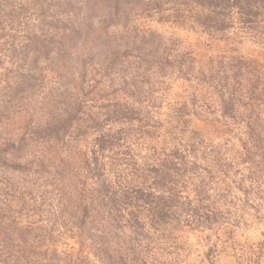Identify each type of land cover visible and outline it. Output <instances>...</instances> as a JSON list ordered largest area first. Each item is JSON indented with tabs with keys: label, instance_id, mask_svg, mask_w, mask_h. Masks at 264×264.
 <instances>
[{
	"label": "rangeland",
	"instance_id": "rangeland-1",
	"mask_svg": "<svg viewBox=\"0 0 264 264\" xmlns=\"http://www.w3.org/2000/svg\"><path fill=\"white\" fill-rule=\"evenodd\" d=\"M146 3L128 0L116 11L113 0H0V105L8 107L0 118V150L8 139L17 145L25 138L19 153L11 145L4 147L20 170L0 167V216L5 219L0 229V258L11 250L10 255L15 256L20 249H36L42 254L47 249L50 256L57 252L73 260L83 252L90 264H97L91 244L75 220L79 215L77 191L83 188L80 180L87 189L95 186L86 171V160L92 168L97 159L109 171L112 167L126 170L134 159L144 162L155 154L184 149L194 135L206 143L225 144L230 138L216 121V104L208 98L206 85L195 79L196 73L213 67L221 56H235L254 63L264 75V47L237 29L209 34L188 24L150 17L144 11ZM143 36L147 44L153 42L147 49L155 54L152 61L162 54L172 60L184 55L193 60L194 70L185 77L176 71L161 78L152 70L145 76L147 67L139 68L127 55L131 52L127 48L136 40V46L140 45ZM30 39L34 63L29 65L38 80L31 87L22 91L14 87L11 92L8 87L16 81L15 67L10 65L11 47ZM133 73L140 74V91H128ZM127 92L133 93L132 98ZM129 104L141 110L139 121L131 122ZM207 104H211L210 110ZM184 105H188L183 120L187 123L180 124L178 113ZM54 123H59L54 127L58 131H48L46 125ZM102 135L111 139L99 143ZM38 227L46 231L44 237H38ZM18 230L34 236L25 247L10 239ZM5 234L11 241L4 243ZM218 237L207 230L180 231L172 261L211 264L207 255L216 243L217 257L211 259L215 264H238L239 257L241 264H250L248 259L259 252V263L264 264V227L260 224L237 231L234 252L224 251Z\"/></svg>",
	"mask_w": 264,
	"mask_h": 264
},
{
	"label": "trees",
	"instance_id": "trees-1",
	"mask_svg": "<svg viewBox=\"0 0 264 264\" xmlns=\"http://www.w3.org/2000/svg\"><path fill=\"white\" fill-rule=\"evenodd\" d=\"M113 1L115 10L119 11L128 0ZM144 11L161 21L188 24L191 29L209 34L237 29L254 44L264 47V0H147ZM144 37L139 40L140 45L136 46V40L127 48L131 51L127 55L139 68L147 67L145 76L152 70L161 78L176 71L185 77L194 70L193 60L188 61L184 55L172 60L162 54L152 61L155 54L147 49L153 47V42L147 44ZM29 43L31 39L11 47L14 53L10 65L16 70V81L8 87L11 92L14 87L22 91L38 80L29 65L34 63ZM144 50L146 52L142 54ZM135 51L138 53L133 54ZM121 65L124 67L125 64ZM129 65L134 64L130 62ZM133 74L127 83L128 91H140L137 79L140 74ZM195 79L209 89L207 96L216 104V121L222 124L230 138L225 145L206 143L194 135L184 149L158 157L155 154L144 162L134 159L132 164H127L126 170L112 167L109 171L97 159L92 168L91 162L86 160V171L91 173L89 177L95 186L87 189L85 181L80 180L83 188L77 191L79 215L75 220L81 235L91 244L97 264H174L177 233L187 228L215 232L220 235L218 242L224 251L234 252L238 230L252 224L264 227V75L257 65L243 58L221 56L213 67L199 70ZM128 93L127 97L132 98L133 93ZM136 103L141 104V101L136 100ZM194 103L197 109L198 101ZM210 105L205 107L209 109ZM6 109L8 107L0 105V118L6 115ZM187 109L188 105L180 108L178 123H187L183 121ZM128 110L133 117L131 122L142 118L140 109L135 110L129 104ZM58 124H47L46 128L57 132L54 127ZM34 129L39 132L37 127ZM107 139H111L109 135H102L99 143L104 144ZM22 141L15 145L8 139L3 144L0 167L20 170L15 158H9V151L4 147L11 145L12 149L16 148L14 152L19 153L24 148L25 138ZM4 223V217L0 216V229ZM36 231L41 232L39 238L46 235L40 227ZM7 236L10 235L2 237L4 243L16 239L22 247L34 237L28 230H18L10 236L11 240H7ZM20 250L21 253H13L15 256L10 255L14 250L8 256L1 252V263L90 264L83 252L73 260L67 256L63 258L57 252L50 256L47 249L43 254L36 249ZM216 253L218 244L215 243L207 255L211 264H215L211 259L217 257ZM253 255L255 257L248 259L250 264H260L261 252ZM239 258L237 263L241 264Z\"/></svg>",
	"mask_w": 264,
	"mask_h": 264
}]
</instances>
